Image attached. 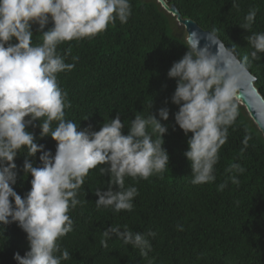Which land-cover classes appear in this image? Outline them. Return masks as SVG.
<instances>
[{
    "label": "clouds",
    "instance_id": "9594fccd",
    "mask_svg": "<svg viewBox=\"0 0 264 264\" xmlns=\"http://www.w3.org/2000/svg\"><path fill=\"white\" fill-rule=\"evenodd\" d=\"M233 6H237L235 0ZM257 12L250 8L240 27L250 31ZM131 15V0H0V225L16 223L26 233L29 251L14 254L17 264H62L71 258L57 241L73 230L68 213L83 203L77 197L91 169L103 165L100 174L112 178L107 189L95 191L96 207L119 213L131 212L139 194L136 187H125L126 176L147 180L169 165L170 156L163 147L169 126L162 123L169 120L167 98L157 113L135 115L127 134L119 112L98 131L92 125L81 129L65 119V109L71 105L57 75L72 71L75 63H65L70 52L62 56L58 46L95 37L117 20L126 24ZM36 33L42 34V43L33 44ZM247 39L251 58L259 59L258 54L264 53V32H253ZM184 46L187 51L172 63L167 76L176 82L170 97L178 106L175 125L187 137L184 156L190 162L191 182L199 185L216 180L219 151L240 115L236 98L244 82L252 85L256 77L248 71L249 56L237 59L235 49L220 42L215 30L202 34L192 29ZM225 52L231 60L222 55ZM41 118H45L42 123ZM53 121L58 122L54 129ZM37 126L40 138L50 135L56 141L54 154L28 130ZM251 139L250 134L244 136L241 152ZM24 147L28 151L21 170L32 179L31 189L21 196L15 190V161ZM226 171L233 173L229 179L238 186V174L246 169L233 163ZM227 183L220 184L219 190ZM113 235L147 258L152 251L149 238L156 233L110 226L102 233L101 245L107 248ZM148 264H155L154 258Z\"/></svg>",
    "mask_w": 264,
    "mask_h": 264
},
{
    "label": "trees",
    "instance_id": "16d2710c",
    "mask_svg": "<svg viewBox=\"0 0 264 264\" xmlns=\"http://www.w3.org/2000/svg\"><path fill=\"white\" fill-rule=\"evenodd\" d=\"M174 4L182 18L193 20L201 29L213 32L229 48H234L237 59L249 56L248 71L256 76L255 86L264 98V53L252 59L248 36L264 32V0H167ZM132 15L126 24L118 20L106 31L92 38L61 43L58 53L66 55L65 63H75L72 71L57 75L59 86L68 94L70 107L65 119L83 129L92 125L98 131L120 113L127 134L135 115L147 117L164 107L167 98L170 109L168 133L163 147L170 160L162 173L147 180L126 176L125 187L134 186L138 195L131 212L119 213L111 208H97V189H107L111 177L101 175L98 165L91 169L79 190L83 201L70 209L73 230L57 243L67 249L70 259L62 264H264V138L240 106V115L229 128L228 140L219 151L215 165L216 180L194 185L190 162L184 156L187 137L175 125L174 113L178 106L170 101L176 82L167 76L174 61L187 51L185 32H173L175 18L165 12L156 0H131ZM250 8H257V16L250 31L240 27ZM176 22V21H175ZM51 25H49L50 27ZM42 34L33 36V44L42 43ZM78 57V61H73ZM41 118V123L43 122ZM37 124L39 122H36ZM58 122L53 121L54 129ZM175 128V130H173ZM39 143L52 153L56 141L51 136L40 138V128H29ZM151 131V129H148ZM252 139L248 147L244 136ZM155 138V137H153ZM27 147L20 149L16 158L18 179L15 190L21 196L31 189V179L22 172ZM39 153L37 154V163ZM233 163L246 171L238 174L239 185L231 182L226 169ZM227 181L221 191L219 185ZM110 226H127L133 232L150 237L152 251L144 258L140 250L125 245L113 235L101 245L102 233ZM182 226L183 230H179ZM29 251L26 233L16 224L0 225V264H17L14 254L23 256Z\"/></svg>",
    "mask_w": 264,
    "mask_h": 264
},
{
    "label": "water",
    "instance_id": "95a60500",
    "mask_svg": "<svg viewBox=\"0 0 264 264\" xmlns=\"http://www.w3.org/2000/svg\"><path fill=\"white\" fill-rule=\"evenodd\" d=\"M156 2L159 3L161 8L165 12H167L168 14H170L175 18V21L179 26H182L184 28L185 40L188 32L191 31L192 29H198L202 34L211 33L208 30L201 29L193 20L182 18L175 5L167 4V0H156ZM219 41L222 42L220 39ZM203 43L204 41H201V44ZM212 51L213 52L216 51L215 46L213 47ZM222 55L226 59L231 60V57H229L226 52L222 53ZM255 81L252 85H249L247 81L244 82V85L240 90L239 95L236 98V103H238L240 106L244 108L248 117L254 123L257 129L261 132V135L264 138V98L256 88ZM253 87L259 92V95L253 92L252 90Z\"/></svg>",
    "mask_w": 264,
    "mask_h": 264
},
{
    "label": "rangeland",
    "instance_id": "374dc122",
    "mask_svg": "<svg viewBox=\"0 0 264 264\" xmlns=\"http://www.w3.org/2000/svg\"><path fill=\"white\" fill-rule=\"evenodd\" d=\"M171 26L173 29V32L177 35H183L184 28L182 26H179L174 20L171 21Z\"/></svg>",
    "mask_w": 264,
    "mask_h": 264
}]
</instances>
